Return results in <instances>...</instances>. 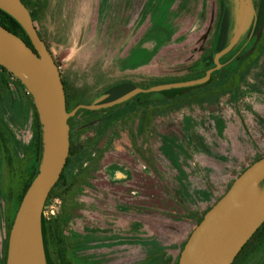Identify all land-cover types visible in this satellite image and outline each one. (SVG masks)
<instances>
[{
  "label": "rangeland",
  "instance_id": "1",
  "mask_svg": "<svg viewBox=\"0 0 264 264\" xmlns=\"http://www.w3.org/2000/svg\"><path fill=\"white\" fill-rule=\"evenodd\" d=\"M34 1L39 9L34 25L67 88L78 90L69 95L71 108L78 101L104 103L112 86L132 85L121 101L126 103L75 118L77 139L89 143L82 164L93 165L65 230L78 239L72 253L84 264H164L243 169L264 156L260 0H250L255 14L244 30L238 22L243 0ZM224 15L228 37L217 49ZM216 63L221 67L180 99H161L165 86L203 79ZM138 88H152V94L138 95ZM0 124L17 160H24L33 137L31 119L19 126L0 106ZM1 161L0 154V185L16 190L18 176L7 175ZM263 190L264 183L253 191L252 203ZM61 203L50 200L45 217L56 214ZM5 231L0 197V252ZM259 247L240 264H264V243Z\"/></svg>",
  "mask_w": 264,
  "mask_h": 264
},
{
  "label": "water",
  "instance_id": "2",
  "mask_svg": "<svg viewBox=\"0 0 264 264\" xmlns=\"http://www.w3.org/2000/svg\"><path fill=\"white\" fill-rule=\"evenodd\" d=\"M238 9L239 29L252 23L255 8L243 0ZM0 9L11 15L28 35L31 45L0 25V65L14 75L32 96L42 132V156L38 171L15 213L7 242L5 264H46L42 237V213L49 193L59 180L69 154L68 119L80 108H102L123 101L132 91L97 105L78 104L66 110L59 67L40 38L29 9L21 0H0ZM222 64L208 69L203 79L165 86L186 87L210 77ZM140 92L152 90L138 88ZM264 181V156L234 179L228 190L204 213L193 228L177 264H232L238 252L264 222V190L251 202L252 193Z\"/></svg>",
  "mask_w": 264,
  "mask_h": 264
},
{
  "label": "trees",
  "instance_id": "3",
  "mask_svg": "<svg viewBox=\"0 0 264 264\" xmlns=\"http://www.w3.org/2000/svg\"><path fill=\"white\" fill-rule=\"evenodd\" d=\"M23 4L29 9L30 4L34 7L33 9H29L31 17L35 22L36 18L39 17L37 13L39 11L35 5H38L34 0H21ZM259 8L257 9V14L259 18V26L256 28V34L259 35V29L263 25L264 18V0H260ZM0 25L20 37L24 40L28 45H31L30 39L22 26L8 13L0 9ZM228 37V20L224 15L222 19V24L219 29L217 49H221L226 43ZM207 63V66L211 64ZM61 79L64 85L65 91V100H66V110L70 111L78 104L82 102H77L73 106V108L69 105V95L76 94L78 92L77 88H73L70 91L61 75ZM195 86H186L179 88H169L165 90L159 91L160 95H162V100L166 101H175L176 99H180V95L187 92L188 90L193 89ZM132 90V85L128 82H122L115 86H112L108 92V97L103 99L102 102L112 101L128 91ZM152 92H140L138 95H142L147 97L151 95ZM128 102V100H127ZM126 102L118 103L117 105L124 104ZM0 106H2L8 115L14 120L16 124L19 126H24V124L31 119L32 129H33V137L30 142L29 148L25 150L26 157L24 160H17V155L15 150L10 142L9 137L6 134L5 129L0 124V154H1V163L2 168L6 169V174L10 171L14 173L16 178V190L15 189H7V191L3 190V187L0 185V197H2L5 207V220H6V236L3 242L1 252H0V264H5L6 253H7V242L9 231L15 216V213L18 209L20 201L33 180L34 176L38 171V167L41 161L42 156V132L41 126L38 118V114L32 99V96L28 93L26 87L7 69L0 65ZM109 107V108H112ZM108 108V109H109ZM91 109L80 108L77 112L68 119V124L70 126L69 130V141L70 148L69 154L67 157L66 164L63 168L61 176L59 180L55 183L53 188L51 189L45 206L43 208L42 213V237L44 244V252L46 258V264H84L83 259L76 258L73 255V245L75 242H78V239L75 241L74 238H70L65 234V230L68 226V222L72 216V210L74 209V197L79 193L80 187L85 183V177L92 169V162H88L86 165L82 163L86 160L87 152L89 151V143L85 140L77 139L78 137L75 135V118L81 112H88ZM77 123L76 125H78ZM82 128V126H81ZM77 139V140H76ZM263 156V155H262ZM260 158V157H259ZM258 159V158H257ZM256 159V160H257ZM92 160V159H91ZM255 160V161H256ZM18 161V162H17ZM30 165V171L26 172V168ZM79 170V175L74 176L71 174L73 170ZM4 172V171H2ZM114 173V171H112ZM5 174V175H6ZM8 175V174H7ZM264 181L259 184L263 186ZM8 188V187H7ZM228 190V188H227ZM17 191V192H16ZM60 198L61 199V208L60 210L52 215L49 218H46L44 215V209L47 206L48 202L52 199ZM14 204V205H13ZM204 215V214H203ZM203 218V217H202ZM201 218V219H202ZM200 219V220H201ZM199 220V221H200ZM198 221V223H199ZM197 223V224H198ZM81 240V239H80ZM85 242V240L83 241ZM264 243V222L260 224L257 230L253 235L248 239L245 245L241 248L240 252L237 253L232 264H240V261L245 258V256L260 248L259 246ZM179 258V257H178ZM178 263V261H177ZM176 263V264H177ZM166 264H170V260L167 261Z\"/></svg>",
  "mask_w": 264,
  "mask_h": 264
},
{
  "label": "crops",
  "instance_id": "4",
  "mask_svg": "<svg viewBox=\"0 0 264 264\" xmlns=\"http://www.w3.org/2000/svg\"><path fill=\"white\" fill-rule=\"evenodd\" d=\"M180 241H181V240H180ZM178 245H179V243H178ZM178 245H177L174 249H172V250L170 251L171 255L166 256L167 258H166L164 264H166L167 261H169V260H170V264H173V260H174V258H175V255H176L177 253H179V251H180ZM174 252H175L176 254H175ZM158 256H159V257H162L161 254H159Z\"/></svg>",
  "mask_w": 264,
  "mask_h": 264
},
{
  "label": "flooded vegetation",
  "instance_id": "5",
  "mask_svg": "<svg viewBox=\"0 0 264 264\" xmlns=\"http://www.w3.org/2000/svg\"><path fill=\"white\" fill-rule=\"evenodd\" d=\"M39 34V33H38ZM39 36H40V34H39ZM40 38H41V36H40ZM42 39V38H41ZM43 40V39H42ZM44 41V40H43ZM46 44V43H45ZM49 49V48H48Z\"/></svg>",
  "mask_w": 264,
  "mask_h": 264
}]
</instances>
